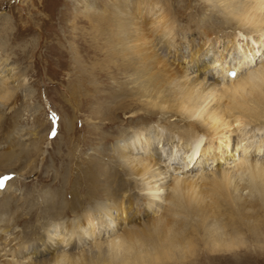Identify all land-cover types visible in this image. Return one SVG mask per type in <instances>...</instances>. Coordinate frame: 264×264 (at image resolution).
Here are the masks:
<instances>
[{
	"label": "bare ground",
	"instance_id": "bare-ground-1",
	"mask_svg": "<svg viewBox=\"0 0 264 264\" xmlns=\"http://www.w3.org/2000/svg\"><path fill=\"white\" fill-rule=\"evenodd\" d=\"M199 1L210 2L211 12L206 18L209 25L201 23V18L181 15V10L192 7L191 0H180L177 10L174 9L173 0H105L103 10L94 8L91 14H85L90 24L89 30L77 28L75 33L71 32L75 35L73 42L77 44L74 47V53L78 55L75 68L80 81L83 80L82 91H85L80 98L82 85L77 86L73 99L77 104L81 100L87 104L90 102V114L98 121L88 132L99 139L103 135L100 131L122 136L127 128L145 127L140 133L125 139L123 145L112 146V139L104 138L106 146L116 150L119 160L129 163L125 168L129 176L159 180L161 172H153L151 167H163L166 157L173 165L180 161L181 169L190 170L194 166L191 161L199 153H209L213 148V138L203 140L204 136H215L222 134V131L246 134L248 125L254 123L256 128L264 125V64L256 63L257 68L253 69L252 54V51L264 54V0ZM215 17H221V24L227 28L237 30L234 38L232 34H220L212 43L208 35L200 48L188 54L192 63L196 61L193 66H188L184 59H176L175 55L171 57L173 47L178 48L180 36H186L185 30L187 33L199 30L200 34L207 35L203 28L213 27L210 22L214 23ZM218 29H214L213 34H218ZM238 34L251 41L253 47L248 46V42L238 44ZM230 39L237 56L227 53L228 61H225L226 57L215 59L213 64L204 61L210 53L206 49L200 50L203 45L207 44L208 47L216 41L218 44V41ZM257 45L260 48L256 49ZM86 63L91 65L88 75L81 67ZM217 64H221V67L215 72V79L213 67ZM194 65L198 68L197 76L193 73L196 70ZM229 70L231 72L228 74ZM235 71L239 73L238 76ZM104 80L111 83L110 93L104 94L102 91L104 87L100 86V82ZM222 83L226 85L221 86ZM209 99H214L213 105H209ZM207 101L209 106L202 108ZM117 115L123 120H118ZM162 119L165 121L160 125ZM176 119L185 121L182 127L169 122ZM155 122L160 127L166 126L169 133L149 128V124ZM174 128L182 130L177 131L178 137L171 134ZM225 135L220 138L225 153L229 155L227 160L235 159L232 168H221V165L217 166V171L210 169L211 173L205 176L202 173L203 176L197 178H176L169 186L160 183L153 194L143 198L147 204L145 207L156 214L160 210V213L139 225H125L141 211L139 204L134 202L135 197L139 196L130 193L122 195L137 182L125 184L119 180L115 170L111 171L110 166L97 158H91L89 163L82 161L80 179L76 181L78 186L73 190L71 201L53 199L41 205L43 209L55 211L53 220L57 218V223L54 224V233L47 234L39 242H31V238L23 234L10 254L20 259L15 261L17 264H165L185 252L192 254L194 246H191V240L197 234L203 237L210 234L215 249L239 247L244 242L243 237L253 238L254 242L261 240L264 237V161L258 157L264 154L261 151L264 143L258 142L253 150H249L251 141H246L243 146L242 142L239 144L241 135L237 139ZM220 144L218 147H221ZM239 147L242 153L239 151L241 154L235 156ZM181 149L185 151V158L177 155ZM139 152H144L145 156L138 158L136 155L141 154ZM246 156L251 157L250 160ZM202 159L206 161V158ZM244 189L249 191L248 197L239 193ZM166 192L167 196L164 197ZM110 199L114 204L106 205L107 202L102 201ZM160 199L167 203L163 204ZM10 208L4 209L9 211ZM4 214L2 210L0 224L4 222ZM71 214L75 220L62 221ZM114 218L118 220L114 221ZM94 219L98 224H105L108 232L111 230L109 225L115 222H125L126 229L102 245L103 242L98 240L100 238L92 237L96 227L89 228ZM223 221L232 225V237L227 238L230 241L225 239L223 232H219ZM11 227L9 222L0 229V254L3 250L7 251L8 240L12 241L4 231L11 230ZM61 228L66 230V234L69 233L68 237L59 232ZM89 237L96 240L94 245L80 250Z\"/></svg>",
	"mask_w": 264,
	"mask_h": 264
},
{
	"label": "rangeland",
	"instance_id": "rangeland-1",
	"mask_svg": "<svg viewBox=\"0 0 264 264\" xmlns=\"http://www.w3.org/2000/svg\"><path fill=\"white\" fill-rule=\"evenodd\" d=\"M186 1L189 2L190 0ZM104 2L105 0H0V179L4 177L9 178L0 182V214L2 210L5 211L3 216L4 222L0 224V229H3L6 223L9 222L13 226L11 230H4L7 237L11 238L13 242L8 240L10 246H6L7 251H1L0 264H17L15 261L18 262L20 259L10 254V250L18 246L23 234L29 236L31 242H34L41 241L43 237L45 238L51 232L54 233V224L57 223V218L53 220V212L55 211L43 209L41 205L43 202L47 200L52 201L53 199H56V201H61L62 199L71 201L73 190L78 186L76 181L80 179L79 171L83 167L82 161L89 163L88 161L91 158H97L100 162L102 161L110 166L112 168L111 171L115 170L114 172L118 173L119 180L124 181L125 184L137 182L135 186L131 184L130 190L128 189L122 195L126 196L125 193H130L134 194V196H139L135 197L134 202H137L139 207H141L140 213L136 214L126 224L125 222L111 223L109 225L111 227L109 232L105 228V224H98L97 219L91 222L92 225L91 223L89 224V228L96 227H94L95 234L92 237L100 238L97 239L99 242H103L102 245H105L108 240L110 242L111 239L121 235L127 225H139V223L147 222L160 213V210L156 214L145 207L146 200L143 199L153 194L154 188L160 186V183L164 182L169 186L176 178L184 180L187 177L197 178L205 176L210 174L213 169L217 171V166L221 165V168L224 166L232 168L235 159L227 160L229 155L225 153L221 142V138L227 136L225 134H228L231 139H237L241 135L239 144L242 142L243 146L246 144V141H251L249 150L250 148L253 150L254 145L258 144V142L264 143V125L261 128H256L253 123L246 127L245 131L247 133L243 132L246 134L236 132V134H232L222 131V134L215 136H204L203 140L213 138V148L208 151L209 153L206 151L199 153L191 161L194 166L190 170L184 167L181 169L182 162L180 161L175 162L173 165L166 157L163 167L159 165L154 167L153 161L151 162V166L153 165L151 170L157 173L161 172L162 176L159 175L161 181L160 179L154 180L151 177L148 180L147 176H143V178L129 176L125 170L129 163L120 161L116 150L113 147L106 146L104 138L106 136L111 138L112 142L110 145L112 146L113 144L123 145L125 139L143 131L144 126L127 128L126 134L122 135L123 137L119 134H112L110 131H100L103 135L99 139H95L88 132L98 122L90 114V102L87 104L81 100L77 104L73 99V91L77 86L82 85L81 81L83 80L80 81L77 76L79 74L75 68V61L78 55L74 53V47L77 44L73 42V40L75 41L73 37L75 35H72L71 32L75 33L77 28L89 30L90 24L86 20V15L91 14L94 8L97 11L103 10L102 3ZM178 2L180 0H173L175 10L179 9ZM191 2H193V8L181 10V15L183 17L192 15L193 18H201L203 20L201 23L204 22L206 25H209L206 18L211 12L210 2H200L199 0H191ZM220 20L221 17H215L213 18L214 23L210 22V25H213L212 29L210 26L203 28L207 32V35L200 34L199 30H197L198 32L192 30L189 33L185 30L186 36L181 35L183 36L182 38L180 36L178 48L175 49L173 47L171 57L175 55L176 59H184L189 63L188 66H193L196 61L192 63L189 60L188 54L193 53L194 49L200 48V45L206 42L208 35H210L208 38H210L212 43L220 34H232V38H234V33L237 30L227 28V26L221 24L222 20ZM216 24L219 25L216 26ZM216 28H219L218 34H213V30ZM236 37L238 44L248 42V46H252L251 41H246V38L242 35L238 34ZM216 43L208 47L207 44L201 47V51L206 49L210 53L208 58L205 57L204 61L213 64L217 58L226 57L224 59L228 61L229 55L234 54L237 56L236 51L232 47V39ZM229 44L231 49L228 47ZM212 46L214 47L212 48ZM258 48L260 46L257 45L256 49ZM252 54H254V68L251 66L253 69L257 68L256 63L262 62L261 64H264V54L262 55V53L255 51H252ZM240 62L243 63V60ZM89 66L91 65L88 63L81 66L83 72L87 73L86 75L90 74ZM219 66L221 67V64L213 67L214 73L220 68ZM194 67L196 68V65ZM197 70L198 68L194 70V76L199 75ZM231 70H229L228 74ZM214 75L215 79H217L216 73ZM238 75L239 73L237 72ZM110 81L114 83L113 80L110 79ZM110 81L104 80L100 82V86L104 87L102 89V91L104 90V94L111 91L112 86ZM211 81L214 83V80ZM115 85L120 86L116 83ZM225 85L226 83H222L221 86ZM82 89H84L83 85L81 86L80 98L85 95V91H82ZM209 102L207 101L202 108L208 105V103L209 105H213L214 99H209ZM119 116L117 115L116 118L123 120ZM157 119L155 120L157 121ZM176 120L169 122L179 124L182 127L185 121H180L182 119ZM164 121L165 119L160 120V125ZM150 124L149 126L151 127L149 128L154 131L158 130L162 131V133H169L165 128L166 126L160 127L157 122ZM102 126L100 124V128ZM175 129H172L171 134L178 137L177 131H180L181 128ZM253 135L256 136L252 137ZM83 142H86V144ZM176 142L181 143L178 140ZM218 143H221V147H218ZM239 148L236 150L235 156L242 153V148ZM183 150H179L178 157H184L185 151L183 152ZM261 151H264V146ZM139 153L141 154L136 155L138 158L145 156L144 152ZM262 156L264 157V154H261L258 158L264 161ZM202 157L206 158V161ZM246 157L248 158L249 156ZM246 157L245 159H247ZM250 158L248 159L250 160ZM175 167H177V170ZM179 168L182 171L178 170ZM210 169L211 171H209ZM202 173L203 175H201ZM246 190L244 189L239 193L243 194L244 197H248L249 191ZM163 196L166 197L167 192ZM164 199H160V201L166 204L167 201ZM102 201L107 202L106 205L108 203L114 204L112 199ZM7 207H11L9 211L4 209ZM92 207L90 206L89 208ZM72 214L65 216L62 221L71 222L75 220ZM113 220L117 221L118 219L114 218ZM220 227L219 232H223L225 239L230 241L227 238L231 239L232 237V225L227 221H223ZM65 231L61 228L59 232L68 237L69 233L66 234ZM71 237L72 239L74 238L73 235ZM92 237L87 238L85 240L87 244L84 242V245L82 244L79 249L83 250L87 248L86 246L91 247V245H94L96 240ZM195 237L192 238L193 242L191 240V246H194L192 254L185 252L181 256L172 258L165 264H264V237H261V240L257 241L259 244L256 241L254 242L253 238L252 241L251 238L243 237L244 242L240 244L242 249H240V245L239 247L232 246V248L224 247L221 249L218 247L219 249H215V244L213 239L211 240L210 234H206L204 237L197 234ZM62 244L64 246L65 242ZM75 250L76 252L79 251L78 249ZM185 256L186 258H184Z\"/></svg>",
	"mask_w": 264,
	"mask_h": 264
},
{
	"label": "snow or ice",
	"instance_id": "snow-or-ice-1",
	"mask_svg": "<svg viewBox=\"0 0 264 264\" xmlns=\"http://www.w3.org/2000/svg\"><path fill=\"white\" fill-rule=\"evenodd\" d=\"M9 179L8 177H4L2 179H0V182H3V180Z\"/></svg>",
	"mask_w": 264,
	"mask_h": 264
}]
</instances>
